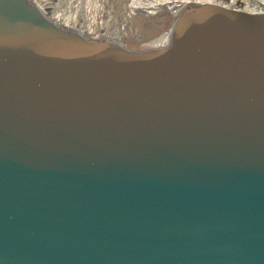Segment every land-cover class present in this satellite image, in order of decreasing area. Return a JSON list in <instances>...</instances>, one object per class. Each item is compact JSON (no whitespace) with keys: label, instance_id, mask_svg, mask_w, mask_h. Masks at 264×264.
Returning a JSON list of instances; mask_svg holds the SVG:
<instances>
[{"label":"water","instance_id":"obj_1","mask_svg":"<svg viewBox=\"0 0 264 264\" xmlns=\"http://www.w3.org/2000/svg\"><path fill=\"white\" fill-rule=\"evenodd\" d=\"M0 264H264V11L139 45L0 0Z\"/></svg>","mask_w":264,"mask_h":264},{"label":"bare ground","instance_id":"obj_2","mask_svg":"<svg viewBox=\"0 0 264 264\" xmlns=\"http://www.w3.org/2000/svg\"><path fill=\"white\" fill-rule=\"evenodd\" d=\"M35 2V0H33ZM37 0H36V4H37ZM68 3L67 5H69V9L68 10H63L61 5L63 3ZM83 0H62L59 5L57 6L58 10L57 12H55L54 17L51 18L52 20H54L56 23L67 26V27H72V28H76L75 26V21H76V15H78L79 12V8L81 7ZM201 3V2H211V3H217L220 5H223L221 3L218 2V0H118V4L121 8H125L130 17L135 21V23H137V25H139L140 30H144V26L148 25L146 23V15L147 13H151L153 11H155L158 8H162L163 6L167 7L170 9V12H168L167 17L169 18V21L167 24H165V28L164 29H160V25H163L164 23H166V19L167 18H161V19H156L155 21H153L151 23L150 26H152V28H154V31H156L155 28H158L160 31L156 36V39H154V41H152L150 38L148 39V41H146L145 39H142V37L144 38L145 35H142V33L139 31V37L134 39V42L132 43H138L139 45H147V44H154V45H163L164 43L166 44L170 35V31H171V26H172V22L173 20L176 18V16L179 14L180 10L186 6L188 3ZM260 2V1H259ZM257 3V0H246V7H238L237 4H235V0L232 1L231 8L234 9H238V10H244V11H248V12H261L264 11V7H259ZM91 3V7H92V16L89 17L88 16V20L90 21V25L86 26L83 29H79L85 33H90L93 36H102V35H110V37L116 41H120L121 43H126V41H124V35L121 32L115 31V30H111V29H106V32L104 33L103 31H101V27H93L94 21L98 22L99 19V15L101 13V9H98L96 11L93 10V7H95L96 5H98L97 0H88V4ZM38 5V4H37ZM39 6V5H38ZM226 6V5H224ZM40 7V6H39ZM100 7V6H99ZM41 8V7H40ZM42 11H44L41 8ZM46 13V12H45ZM149 20V19H148ZM108 24H105L108 27ZM164 26V25H163ZM154 36V37H155ZM133 38H129V44L130 40Z\"/></svg>","mask_w":264,"mask_h":264},{"label":"rangeland","instance_id":"obj_3","mask_svg":"<svg viewBox=\"0 0 264 264\" xmlns=\"http://www.w3.org/2000/svg\"><path fill=\"white\" fill-rule=\"evenodd\" d=\"M37 4L46 12V14L49 15V17L53 18L55 12H57V6L62 0H37ZM232 1L234 0H218L219 3L226 5V6H231ZM260 0H257V3ZM36 2V0H35ZM98 5L93 7V10L96 11L98 8L101 9V13L99 15L98 22L94 21L93 27H101V31L104 33L106 32V29H111L115 30L118 32L123 33V37L125 38L124 41L126 43L129 42V38H133L130 40V43L134 42L135 37L138 38L139 36V31L142 33V35H145V37L142 39H145L148 41L150 38L152 41L156 39V36L159 33V27L155 28L156 31H154V28H152L151 23L155 21L156 19H161V18H167L166 23L163 25H160V29L165 28V24L168 23L169 18L167 17L168 12H170V9L163 6L162 8H158L155 11L151 13L145 14L146 17V23L148 25L144 26V30H140L139 25L135 23V21L130 17L128 11L125 8H121L118 4V0H97ZM68 3H63L61 5L63 10H68L69 5ZM91 3L88 4V0H83L81 7L79 8L78 15H76V21H75V26L78 29H83L86 26L90 25V21L88 20V16H92V7ZM100 6V7H99ZM240 7L239 5H237ZM98 7V8H97ZM71 8V7H70ZM149 19V20H148ZM108 24V27L105 24ZM73 27V26H72ZM155 36V37H154ZM110 37V35H108Z\"/></svg>","mask_w":264,"mask_h":264},{"label":"built area","instance_id":"obj_4","mask_svg":"<svg viewBox=\"0 0 264 264\" xmlns=\"http://www.w3.org/2000/svg\"><path fill=\"white\" fill-rule=\"evenodd\" d=\"M259 2V1H258ZM259 7H264V0H260ZM235 4L241 6V7H246V0H235ZM246 5V6H245ZM248 7V6H247Z\"/></svg>","mask_w":264,"mask_h":264}]
</instances>
